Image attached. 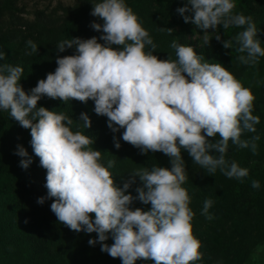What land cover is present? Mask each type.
Instances as JSON below:
<instances>
[{
    "label": "clouds",
    "instance_id": "clouds-1",
    "mask_svg": "<svg viewBox=\"0 0 264 264\" xmlns=\"http://www.w3.org/2000/svg\"><path fill=\"white\" fill-rule=\"evenodd\" d=\"M90 2L94 5L91 15L103 21L93 22L91 27L103 35L59 42V52L75 47L76 54L57 57L56 70L39 80L30 94L20 83L24 69L0 63V110L8 111L21 127L31 130L30 143L47 171V198H54L51 211L60 224L76 232L96 233L97 239L88 243L99 242L101 251L119 258L122 264H137L139 260L195 264L203 258L202 243L194 235L195 213L183 187L187 176L182 152L207 173L215 174L219 169L226 177L243 181L248 169L235 161L229 163L226 154L230 141L257 154L260 137L241 138L245 133H256L260 123V117L253 115L255 97L226 67L204 62L192 46L173 40L170 47L177 59L154 55L157 45L125 0ZM234 8L233 0H187L177 12L185 23H194L205 35L221 25L225 30L243 29L223 41V47L233 49L235 42V51L242 54L236 59L255 65L264 57L256 24L251 16L233 14ZM189 12L193 15H185ZM215 39L221 40L220 34ZM149 46L151 50H147ZM27 47L31 49L27 55L38 51L31 40ZM5 58L0 50V61ZM44 96L64 102L93 100L96 114L108 118L114 133L124 129L123 141L144 155L164 153L171 158L172 167L134 169L123 187L117 186L110 172L116 162L108 160L107 166L101 162L102 152L90 147L91 138L72 130L73 118L38 107ZM80 121L91 128L87 113H81ZM215 137H219L215 142L209 139ZM114 140L120 148L119 139ZM16 154L25 158L20 165L27 169L32 163L27 150L19 145ZM137 177L142 186L133 196L128 190ZM251 186L259 188L260 183L252 180ZM45 199L40 197L38 203ZM136 200L150 204L151 209L133 210ZM212 205L211 199L203 203L201 214L208 220L213 219L209 213ZM109 233L114 241L111 245L106 243Z\"/></svg>",
    "mask_w": 264,
    "mask_h": 264
},
{
    "label": "trees",
    "instance_id": "trees-1",
    "mask_svg": "<svg viewBox=\"0 0 264 264\" xmlns=\"http://www.w3.org/2000/svg\"><path fill=\"white\" fill-rule=\"evenodd\" d=\"M233 2V14L242 13L252 17L257 27V38L264 47V0ZM125 3L132 8L157 45L154 55L160 59H177L175 50L170 47L173 40L192 46L203 57L204 62L222 64L244 87L252 91L255 97L253 115L260 117V123L256 125V133H245L241 138L250 139L258 135L260 139L256 142L257 154L254 155L250 148L241 149L230 141L226 159L229 163H239V159L242 163L252 159H264V57H259L255 65H244L236 59L242 54L235 51V42L233 49L223 47V41L232 39L243 29L230 27L225 30L221 25L206 39L207 43L204 41L196 46L191 37L198 26L191 22L185 23L183 16L177 12L178 8L186 4H173L169 0H125ZM93 6L90 0H77L74 5L62 7L60 20L53 21L39 11L35 19L30 21L19 15L22 9L17 5V0H0V50L6 54L5 60L0 63L24 69L20 83L30 94L31 90H26V80L34 81L37 86L39 80L46 79L48 73L56 70L57 57L76 54L75 47L59 52V42L72 38H99L103 35L91 27L93 22L103 23L98 17L91 15ZM185 15L192 16L193 13ZM161 28H171L174 31L169 34L161 31ZM217 34L221 36L219 41L215 39ZM29 40L38 48L31 55L26 54L31 52L27 47ZM99 42L105 43L103 40ZM147 50H151L150 46ZM41 106L73 118L72 130L80 131L91 138L90 147L102 152L101 162L105 166L108 160L116 162L110 172L117 186L121 188L130 178V172H127L129 163L143 166L154 156L157 161L162 162L161 167H172L171 158L164 153L149 152L144 155L140 149L123 141L124 129L114 133L108 127V118L96 114L95 102L91 99L87 103L77 100L64 102L44 96L38 102V107ZM5 112L7 115L0 118V264H83L86 263L88 254L92 256L91 264H122L119 258H112L101 251L99 242L89 246V240L97 239L96 233L76 232L59 223L51 211L54 198H47V171L40 166L39 157L35 155L30 143L31 130L21 127L8 111ZM81 113L88 114L92 121L91 128L83 126L80 121ZM114 138L119 139L120 148L115 147ZM218 138L209 139L215 142ZM19 145L27 150L32 160L30 166L21 169L22 171L9 164ZM212 154L217 155L214 150ZM182 156L187 176L183 187L192 195L191 204L199 207L200 219L208 220L201 214L204 201H213L209 209L213 219L209 221L210 228L216 231L194 232L202 243L200 251L203 253V258L195 264H242L249 253L247 239L252 224L259 222L264 229V168L257 170L249 167V175L241 181L226 177L219 169L215 174L207 173L193 162L186 151L182 152ZM252 180H258L260 187L253 188ZM130 190L131 188L128 191ZM40 197L46 198L43 204L38 203ZM134 207L151 209L150 204L145 205L140 201ZM132 209L134 210L133 207ZM229 226L232 227V233L227 230ZM113 242L109 233L106 243L111 245ZM59 248L65 251V254L61 253L64 258L59 259L56 256V252L60 253ZM137 264L154 262L139 260Z\"/></svg>",
    "mask_w": 264,
    "mask_h": 264
},
{
    "label": "rangeland",
    "instance_id": "rangeland-1",
    "mask_svg": "<svg viewBox=\"0 0 264 264\" xmlns=\"http://www.w3.org/2000/svg\"><path fill=\"white\" fill-rule=\"evenodd\" d=\"M77 0H17V5L21 7L22 12H20L19 15L24 20H34L35 17L37 16V13L39 11H42L43 14L47 17L50 18L53 21L60 20L61 15H62V7L65 6H71L76 3ZM173 4H187V0H169ZM58 23V22H57ZM209 33L207 35L204 34V30L199 29L198 27L196 28L195 33L193 34L192 41L193 44L196 46H200L210 35H212L215 31V29H209ZM26 90H31L32 88L35 87V82L26 80ZM7 115L5 111L0 110V118L2 116ZM156 152H151V154H155ZM14 159L11 160L9 163L12 168H17L19 171H22L21 169H24L21 167L20 162L23 159V157H17V154L14 153ZM238 163V162H237ZM239 165H241L243 168L248 169L249 167H254L257 168V170H261L264 167V159L262 160H256L252 159L249 162L242 163V160L239 159ZM153 166H162V162H159L155 159L154 156H152L150 159L146 161V163L142 166H137L133 164H128V170L127 172H131L134 169L137 168H144L147 167L151 169ZM259 168V169H258ZM1 182V181H0ZM142 186V182L139 180V178H136V182L132 185L131 190L129 191L130 193L133 194V196L138 195L136 193V188ZM190 198L192 197L191 194ZM139 201L136 200L133 204L132 207L135 209V205ZM190 208L192 211L195 213L192 224H193V231L195 233H199L201 231H206V232H215L216 230H212L210 227V221L209 220H202L200 219V212H199V207L196 206V204H191L190 203ZM148 211V210H145ZM227 230L232 233V227L229 226ZM216 234V233H215ZM247 243L249 245V253L247 258L243 261L242 264H264V229L261 228L259 222H254L252 224V229L250 234L248 235ZM90 246V244H89ZM94 248H92L93 250ZM91 250V251H92ZM59 252H56V256L60 258H64V256L61 253L65 254V251L61 250L59 248ZM92 262V256L88 254V258L86 263L83 264H91Z\"/></svg>",
    "mask_w": 264,
    "mask_h": 264
}]
</instances>
